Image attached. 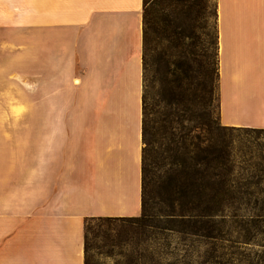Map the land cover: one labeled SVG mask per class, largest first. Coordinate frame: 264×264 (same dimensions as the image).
<instances>
[{
  "label": "crops",
  "instance_id": "obj_1",
  "mask_svg": "<svg viewBox=\"0 0 264 264\" xmlns=\"http://www.w3.org/2000/svg\"><path fill=\"white\" fill-rule=\"evenodd\" d=\"M216 8L220 120L264 127V0ZM144 88V0H0V109L32 108L0 115V264H86L89 218L143 213Z\"/></svg>",
  "mask_w": 264,
  "mask_h": 264
},
{
  "label": "rangeland",
  "instance_id": "obj_2",
  "mask_svg": "<svg viewBox=\"0 0 264 264\" xmlns=\"http://www.w3.org/2000/svg\"><path fill=\"white\" fill-rule=\"evenodd\" d=\"M147 15V141L152 144L145 152L146 211L161 213L172 201L179 207L183 154L190 161L194 202H223L224 195L215 192L222 184L220 160L227 145L235 157L237 197L218 211L222 234L211 241L197 236L189 252L179 234L166 237L139 220L91 219L88 264H183L185 259L189 264H264V179L259 181L264 131L231 129L220 120L216 0H149ZM18 114L30 116L32 108L24 113L0 109V115Z\"/></svg>",
  "mask_w": 264,
  "mask_h": 264
},
{
  "label": "trees",
  "instance_id": "obj_3",
  "mask_svg": "<svg viewBox=\"0 0 264 264\" xmlns=\"http://www.w3.org/2000/svg\"><path fill=\"white\" fill-rule=\"evenodd\" d=\"M148 3L149 0H144V67H145V45L147 38V25H148ZM217 12V8H216ZM219 45V43H218ZM219 54V50H218ZM218 78H219V58H218ZM148 112H147V99H146V85L144 88V165L143 172L145 170V152L149 144H152V140L147 141V135L149 133L148 127ZM228 128H247L264 131V127H248V126H234L225 125ZM225 154H222L220 162L223 164L221 179V186L215 192V196L223 197V202L234 203L237 194L234 188V170H235V157L232 147L227 145L225 147ZM179 163L182 165L181 175L177 181L179 192V207L175 205V201L170 203V208L163 210L161 213L149 214L145 208V181H144V199H143V213L138 216H98L91 217L86 221V239H85V252H86V264H88V248L90 247L88 241V226L91 219L98 218L100 220H115V219H135L142 222L144 227L154 228L156 231L165 233V236H169L172 233L179 234L181 238L180 243L185 247L187 252L191 250V246L196 243L197 236H203L206 241H211L212 237L222 234V228L217 220L218 211L222 208L223 202L210 203L205 205L195 203L192 199V195L195 193L193 181L191 180L192 171L190 169V161L187 154H183L179 157ZM259 181L264 176L259 175ZM258 182V180H257ZM222 201V200H221ZM167 240V245L170 242ZM183 264H189L188 259L184 260Z\"/></svg>",
  "mask_w": 264,
  "mask_h": 264
}]
</instances>
